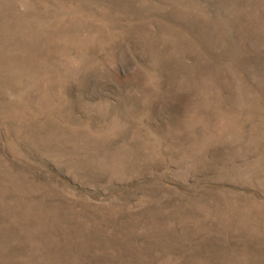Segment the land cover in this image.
I'll return each mask as SVG.
<instances>
[{"label":"rangeland","instance_id":"1","mask_svg":"<svg viewBox=\"0 0 264 264\" xmlns=\"http://www.w3.org/2000/svg\"><path fill=\"white\" fill-rule=\"evenodd\" d=\"M0 264H264V0H0Z\"/></svg>","mask_w":264,"mask_h":264}]
</instances>
